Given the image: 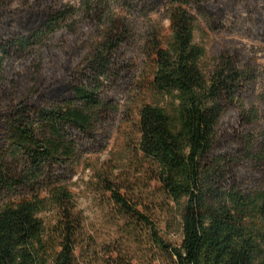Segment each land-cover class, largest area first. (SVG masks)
<instances>
[{"label":"trees","instance_id":"16d2710c","mask_svg":"<svg viewBox=\"0 0 264 264\" xmlns=\"http://www.w3.org/2000/svg\"><path fill=\"white\" fill-rule=\"evenodd\" d=\"M14 1L0 0V264H82L73 178L106 148L135 87L139 27L104 2ZM121 2L144 17L164 8L170 22L167 37L147 41L161 102L139 109L137 149L182 243L108 180L117 208L148 228L169 264H264V68L230 47L210 67L194 41L198 17L219 29L241 11L264 41V0Z\"/></svg>","mask_w":264,"mask_h":264},{"label":"rangeland","instance_id":"374dc122","mask_svg":"<svg viewBox=\"0 0 264 264\" xmlns=\"http://www.w3.org/2000/svg\"><path fill=\"white\" fill-rule=\"evenodd\" d=\"M85 1L65 0L78 10ZM92 1L108 3L112 15L135 22L141 38L135 57L139 66L136 84L134 88H127L121 97L120 118L107 133L106 148L87 153L77 165L73 178L76 212L81 215L84 228L77 254L82 264H169L151 241L148 228L122 215L107 182L113 181L122 194L140 201L141 210L156 220L166 241L182 243L180 233L168 230L169 215L160 203L164 198L160 184L151 180L149 161L137 149L139 109L145 104L161 102L149 85L152 73L151 60L146 56L147 41L155 33L167 37L171 33L170 22L164 8L144 17L128 12L121 0ZM22 3L23 0H15L13 7L19 8ZM194 41L205 48V64L210 67L219 49L230 47L245 49L264 68V41L254 18L245 11L229 15L219 29L213 28L207 19L198 17ZM48 218L55 220L54 214H48Z\"/></svg>","mask_w":264,"mask_h":264}]
</instances>
